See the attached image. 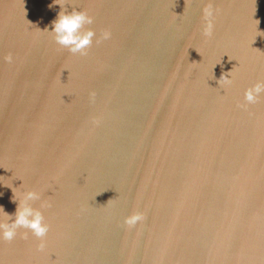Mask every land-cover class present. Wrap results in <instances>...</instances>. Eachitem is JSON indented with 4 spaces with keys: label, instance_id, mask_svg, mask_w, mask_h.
<instances>
[{
    "label": "water",
    "instance_id": "95a60500",
    "mask_svg": "<svg viewBox=\"0 0 264 264\" xmlns=\"http://www.w3.org/2000/svg\"><path fill=\"white\" fill-rule=\"evenodd\" d=\"M57 2L0 0V206L35 189L50 226L0 264H264V0H59L93 17L83 55Z\"/></svg>",
    "mask_w": 264,
    "mask_h": 264
},
{
    "label": "clouds",
    "instance_id": "9594fccd",
    "mask_svg": "<svg viewBox=\"0 0 264 264\" xmlns=\"http://www.w3.org/2000/svg\"><path fill=\"white\" fill-rule=\"evenodd\" d=\"M55 4L60 5V11L56 17L51 21V29L47 31L52 35V38L57 44L66 47L70 52L85 54L87 48L93 43V37L96 36L94 29L85 28V25L93 23V17L82 9L72 8L71 11H66L62 3ZM213 13L211 8L205 9V16L208 18L207 26L204 29L205 35H210L212 30V17ZM111 32L105 30L102 33V37H98L96 42L102 39H109ZM11 60V56L6 57ZM223 82V86H231L232 76L226 74L219 77L217 83ZM264 92V80H257L250 87L245 89L244 99L248 103H255L260 99V94ZM95 93H90V98L94 99ZM13 191V189H12ZM13 200L17 201L16 210L13 214H9L2 209V215H0V240L11 241L17 235L18 228H24L31 231V234L39 239L37 244L38 249H44L46 241L44 237L49 231V224L45 221V217L40 208H34L29 204V201L40 200L41 192L27 188L14 192ZM45 204H41L44 207ZM14 215V219H10ZM144 213L141 211H134L131 214L124 217V224L129 228H132L142 222L144 219ZM24 237H27L28 233H22Z\"/></svg>",
    "mask_w": 264,
    "mask_h": 264
}]
</instances>
